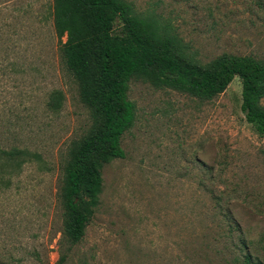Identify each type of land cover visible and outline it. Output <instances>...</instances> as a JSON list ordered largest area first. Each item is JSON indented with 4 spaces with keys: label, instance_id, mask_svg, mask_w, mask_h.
I'll use <instances>...</instances> for the list:
<instances>
[{
    "label": "rangeland",
    "instance_id": "obj_1",
    "mask_svg": "<svg viewBox=\"0 0 264 264\" xmlns=\"http://www.w3.org/2000/svg\"><path fill=\"white\" fill-rule=\"evenodd\" d=\"M124 1L202 65L264 62V0ZM53 6L0 0L1 147L38 155L20 168L0 155V264H57L61 250L66 264H264V137L242 111L239 78L212 101L133 79L126 156L104 166L83 242L61 244L64 169L96 116L64 64Z\"/></svg>",
    "mask_w": 264,
    "mask_h": 264
},
{
    "label": "trees",
    "instance_id": "obj_2",
    "mask_svg": "<svg viewBox=\"0 0 264 264\" xmlns=\"http://www.w3.org/2000/svg\"><path fill=\"white\" fill-rule=\"evenodd\" d=\"M53 18L64 64L78 83L83 103L96 116L94 129L74 144L64 169L63 246L69 244L72 250L83 242L102 192V170L126 156L122 138L136 119V107L129 99L133 79L212 101L239 78L242 111L264 137L263 61L224 54L202 65L169 28L137 14L124 0H54ZM117 23L122 24L119 32ZM59 105L57 101L52 108ZM0 155L15 161L18 168L30 156L38 157L18 148L2 149L1 142ZM68 261L69 255L61 250L57 264ZM236 263L254 264L248 255L239 256Z\"/></svg>",
    "mask_w": 264,
    "mask_h": 264
}]
</instances>
